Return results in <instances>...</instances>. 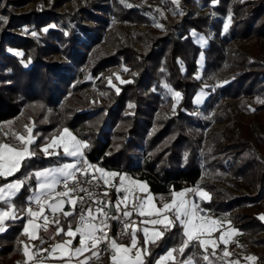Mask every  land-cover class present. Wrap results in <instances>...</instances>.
I'll use <instances>...</instances> for the list:
<instances>
[{
  "label": "trees",
  "instance_id": "obj_1",
  "mask_svg": "<svg viewBox=\"0 0 264 264\" xmlns=\"http://www.w3.org/2000/svg\"><path fill=\"white\" fill-rule=\"evenodd\" d=\"M27 1L0 0V142L26 135L27 126L36 153L8 180H24L34 170L70 159L60 148V155L47 158L40 151L67 126L87 145V159L143 180L155 196L189 186L204 188L210 198L199 204L213 215L228 218L227 212L241 206L238 228L264 231V49L257 43L264 37V0H179L181 14L173 21L147 0H127L131 7L120 0L111 5L85 0L81 7L59 12L55 8L67 0H36L33 7L20 9ZM209 7L212 13L203 10ZM155 15L160 27L151 25ZM226 16L231 19L222 31ZM117 22L146 25L144 31H133L139 49ZM41 28L47 31L40 33ZM197 35H203V44ZM230 39H245L249 51L234 54L229 47L224 53ZM54 53L63 59L52 58ZM110 66L124 70V79L114 80V86L107 82ZM205 76L219 84L200 105L206 112L211 109L212 116L200 119L192 98ZM225 96L239 101L243 113L238 119L233 116L238 107L230 108ZM212 121L226 124L222 131L205 130ZM230 177L235 181L227 189L223 181ZM35 184L26 181L12 197L20 218L8 220L0 233V264H16L23 257L20 211ZM240 188L246 193L240 194ZM244 202L252 204L245 207ZM59 220L67 229L66 218ZM183 239L177 224L148 244L151 255L145 264ZM250 245L264 264V236H252ZM174 256L177 261L192 256L197 264H232L239 254L233 249L225 257L221 251L190 247L183 256Z\"/></svg>",
  "mask_w": 264,
  "mask_h": 264
},
{
  "label": "snow or ice",
  "instance_id": "obj_2",
  "mask_svg": "<svg viewBox=\"0 0 264 264\" xmlns=\"http://www.w3.org/2000/svg\"><path fill=\"white\" fill-rule=\"evenodd\" d=\"M174 4H179V0H171ZM120 3L125 7H131L132 5L127 3V0H120ZM2 19V18H0ZM231 17H229L230 22ZM160 27V25H157ZM225 31L228 28V24L224 25ZM47 31V29H44ZM35 35V33H33ZM22 55L21 53H16ZM127 71V69H125ZM119 79V77H117ZM199 79V77H197ZM124 83H131V81H123ZM168 87V85H165ZM119 89L117 88V92ZM173 95L176 98L180 97L179 92H174ZM199 103V98H197ZM175 110V106H173ZM27 137L25 135L13 134L14 138L19 142V147L12 146L7 143H0V179L8 181L9 177H14L16 173L20 172L25 164V161L30 160L35 156V151L31 149V146L35 144V140L32 137V128L26 126ZM63 148V155L68 157H83L81 151L82 148L87 147L86 144L76 140L74 136L64 129L62 135L51 138L46 141L40 148V151L44 156H58L60 153L56 151L57 148ZM92 168L93 171L89 172L88 169ZM99 173V175H95ZM83 177V179H81ZM119 187L113 183L117 180ZM129 178L120 175L116 172H106L104 169L95 167L89 164L86 160L80 159L74 163H64L55 168H45L29 173L25 176L24 180L16 179L8 181L0 185V232L5 230V220H14L20 218L17 215V210L12 204V197L15 196L24 186L28 180H35L36 185L33 190V194L28 198V203H35L37 209L32 207L27 208V216L29 217L27 225L24 227V234L31 235L35 238L37 225L36 220L43 219V229L47 231V225L49 221L47 219L46 209L50 211L53 216L60 211L65 218L73 217L75 219V212L77 206H79L80 214L79 219L76 220V228L73 230L71 223H69L66 235L69 237H75L77 234L80 236V246L72 249L73 254H81L89 248L87 242L90 241V247L96 249L101 244H106V247L112 251L111 261L112 264H145V260L151 255L148 247L138 249L135 253V257H129L131 248H136L138 245L137 233H143L144 245L155 244L161 240L165 234L171 231L179 224L182 229V235L185 239L182 240L181 245L177 248L169 249L164 255H161L155 260V264H194L193 257L190 256L186 260L177 261L174 253H178L183 256L185 250L190 247L199 246L206 251L209 244L215 243L211 239H202L201 236L207 232H211L214 227L219 225V221L208 219L205 222L204 217L198 216L199 206L194 201L186 199V193L192 191L186 189L177 195H174L171 203H167L163 208H158L153 204V197L147 196H133V192L138 189L144 191L146 184H126ZM102 185L107 188L114 189L118 194L116 201L113 203L110 201L109 192L106 190L102 193H94L89 188L84 187L85 184H91L94 187H100ZM58 187H62V191H57ZM84 193L85 195H79ZM75 194V195H73ZM196 194L201 199L210 198L209 194L201 189L196 190ZM57 197L66 199H57ZM103 197V199L101 198ZM131 197V198H130ZM70 204L73 208L72 212L63 211V206ZM11 208V211H5L4 208ZM142 217L139 222L133 220V215ZM264 220V216L260 217ZM118 220L122 223L123 231L122 235H129L131 239V248L123 246L117 243L115 238H109L104 229L109 227L108 220ZM52 223L56 225L60 224L59 218L54 219ZM137 223L141 225L137 227ZM230 223V222H229ZM147 225H151L149 228ZM161 226L156 228L155 226ZM32 232H29V229ZM129 229L131 231L129 232ZM235 231V230H233ZM64 232L62 227L58 228L57 235ZM220 240L224 241L225 236L221 235ZM43 243V240L41 241ZM71 244L72 241H68ZM64 246L61 244L54 245L53 252L56 249H62ZM95 254V253H94ZM25 256H29L27 248L24 252ZM195 255V254H193ZM225 257L229 255L227 251L223 253ZM205 261L209 260L208 255H204ZM249 261H255L257 257H247ZM87 264V261L82 262ZM232 264H238V262H232Z\"/></svg>",
  "mask_w": 264,
  "mask_h": 264
},
{
  "label": "rangeland",
  "instance_id": "obj_3",
  "mask_svg": "<svg viewBox=\"0 0 264 264\" xmlns=\"http://www.w3.org/2000/svg\"><path fill=\"white\" fill-rule=\"evenodd\" d=\"M147 1H150L151 3H155L159 6H161L162 11H163V16H165L167 19H169L171 21L175 20L181 14L180 9L182 6L179 4L177 5V4L172 3L171 0H169L170 1L169 3H167L166 0H147ZM85 3H86L85 0H67L63 4H61L60 6H57L55 8V11L59 12V11H65V10H73L75 7H81ZM105 3L108 5H111L112 1L111 0H105ZM35 4H36V0H28L20 9L26 10V9L33 7ZM203 10L209 11L210 13L213 12V8H211V7L203 8ZM108 18H109L108 28H110L111 27L110 26L111 15L108 14ZM117 23L119 25H121L122 28L128 32L130 39L134 41V46L137 49H139V41L135 38L133 31L134 30L144 31L146 29V25L143 23H134V22H127L124 24H120L119 22H117ZM226 23L227 24L229 23V19L227 16L224 18V21L221 25L222 31L225 30L224 25ZM151 25H153V26L160 25V21H159V18L157 15H155ZM11 30L16 31L18 29H11ZM43 32H44V29L41 28L40 33H43ZM197 38L201 42V44H203V42H202L203 41V35H197ZM101 43L104 44V42L102 40H101ZM257 43L259 45L262 44L263 45L262 47L264 49V37L263 36H261L260 38L257 39ZM104 46H106V45L104 44ZM229 47L231 48V50L234 54H241L242 52L249 51V45L245 39H242L241 42H238L235 39H230L229 46L224 47L223 52L227 53L229 51ZM106 48H107V46H106ZM9 50H11L13 52H19L18 50L14 49V48H10ZM52 58H54L56 60L63 59V57H61L57 53L52 54ZM202 60H203V56H201V59L199 58L200 66L202 64ZM199 74H200V72H197L196 75L199 76ZM106 75H107V82L114 86L115 85L114 80L121 81L124 79V70L118 66H110L106 70ZM222 75L224 76L225 72H223ZM117 77H119V79H117ZM85 79H93L94 80V77L92 78L90 75H86ZM200 82H201L202 86L198 87L194 91L193 98H192L194 106H195V113H196L197 117H199L200 119H209L212 116L213 111L210 109L208 112H206L204 107H201L200 105L203 104L205 99L208 97L209 92L214 91L216 86L219 84V81L212 80L210 76H205L201 79ZM94 87L95 86L91 87L89 90H92ZM174 92H177V91H171V94L174 98H176L173 95ZM70 95H71V93H68L67 97H70ZM197 98H199V103H197ZM223 101L228 103L230 108L238 107L237 113L233 115L235 120L238 119L239 116L243 113V109L240 107L239 101L234 99V98L227 97V96H225L223 98ZM250 117H252V114H250ZM225 124H226V121H212L209 125L206 126L205 130H211L214 132L222 131L223 128L225 127ZM72 136H74L76 138V140H78L74 134ZM78 141L82 142L80 139ZM2 142L7 143V144L12 145V146L19 147V144H16L15 140L12 142H10V141H2ZM60 151L63 153L62 147L60 148ZM74 162H76V160L67 159L66 161L59 164V166L64 164V163H74ZM224 165L227 166L228 162L225 161ZM56 167H58V166H56ZM45 168H55V167L53 165H50V166H45V167L39 168L37 170H42ZM98 168L104 169L106 172H116V173H119L120 175L126 176L125 171L110 170V169L104 168L102 166H98ZM16 179L17 178L11 179L8 181H12V180H16ZM8 181H4L0 185L7 183ZM234 181H235V178L230 177V179L223 181V185L227 189H231L230 184ZM125 183L128 184V182H125ZM116 186L119 187V183ZM34 188H35V186H34ZM34 188L30 189L31 192H33ZM240 189H241L240 194L246 193L245 188H240ZM251 194H254V192H252ZM251 204L252 203H250V202H244L242 204V206L249 207V206H251ZM263 209H264V207H263ZM240 210H241V206H237V207H234L230 212L226 213V216L230 220L232 226L230 228L225 229L222 232H220V236L224 235L225 236L224 241L229 240V241H231V243H234L235 245H232V244H230V242L229 243L227 242L226 244H230V245H228L227 248H224L222 253L227 251L230 254L234 249L239 254V256L236 258V261H238L240 264H260V258L258 256V254L256 251H254V249L251 247L250 244H251V237L252 236H255V235L264 236V231H260L258 233H255V232H251V231H243L242 229L238 228V226L236 225L237 224L236 223L237 222L236 213H238ZM49 217H51V216H49L47 214V218H49ZM27 223H28V219H25L24 223H23V228L21 231V233L23 235V239L21 241L23 243V250L24 251H23V257L20 260H22L23 262H26V264H82L83 260L81 259V257L84 254L88 253L89 248L86 249L81 254H73L72 253V249L80 246V236L78 237V241H77L76 245L73 247H72V243L71 244L67 243L70 240L72 241L73 237L67 236L66 233L60 238V240L58 242L41 243V241L38 239L37 229H36V233H35V238H33L31 235L24 234L23 230H24V227L27 225ZM35 223L38 227V220H36ZM59 227H61V226L57 225V228H59ZM67 230L68 229H66V232H67ZM233 230H235V231H233ZM29 232L30 233L32 232L31 228L29 229ZM56 244H61L64 247L62 249H56L53 252L54 245H56ZM26 248H27V251L29 253V256L24 255ZM249 256H255V257H257V259L255 261H249L247 259V257H249ZM83 259H86V257H83ZM100 264H103V262H101ZM109 264H112V262Z\"/></svg>",
  "mask_w": 264,
  "mask_h": 264
},
{
  "label": "crops",
  "instance_id": "obj_4",
  "mask_svg": "<svg viewBox=\"0 0 264 264\" xmlns=\"http://www.w3.org/2000/svg\"><path fill=\"white\" fill-rule=\"evenodd\" d=\"M64 129H67L72 135L74 134L77 139L79 140L78 136L73 132V130L67 126L63 127L60 132L53 136L52 138L54 137H58L60 135L63 134L64 132ZM17 135H20V134H17ZM28 133L25 135L27 137ZM34 139L35 137L32 136ZM0 143H3V142H0ZM15 143L16 144H19V142L17 140H15ZM43 146V145H42ZM41 146V147H42ZM81 151L83 152V148L81 149ZM70 159H73V160H76L78 157H69ZM54 167L56 166H59L58 165H53ZM36 171V170H35ZM126 177H128L129 179L125 182H128V184H138V183H144L146 184L143 180H140V179H133L132 177L128 176L126 174ZM114 184H118V179L113 181ZM186 189H190L192 191H188L186 193V199H188L189 201H194L198 206H199V209H202L204 211H199L198 210V216L199 217H204L205 218V222H207L208 219H213V220H217L219 221V225L217 227H214L212 229V231L209 233L207 231H205V233L201 236L202 239H211L212 241H214L215 243L213 244H209L206 248V251H223L224 248H227L228 245L231 244V241L227 240V241H221L220 240V232H222L223 230L225 229H228L232 226L230 220L226 217H222V216H216V215H213L207 208L201 206L199 204V201L202 200V201H208L209 198H206V199H201L199 197V195L196 194V190L197 189H201L203 190L204 192L208 193L209 194V197H210V193L205 190L204 188H196V187H193V186H189V187H186V188H181V189H178V190H175L173 192H171L170 194L166 195V194H158V195H154L153 192H151L149 190V187L148 185L146 184V189L144 191H139L138 189H136L134 192H133V196L135 195H139L141 197L143 196H147V195H151L153 197V204L158 207V208H163V206L167 203H171L174 195H177L179 194L180 192L186 190ZM33 194V192H31L30 196ZM123 193H119L118 195H122ZM29 196V197H30ZM131 198V197H130ZM16 209V208H15ZM5 211H11L12 209L11 208H7L5 207L4 208ZM137 222H139V220L142 219V217H139L137 216ZM8 220L6 219L5 222H4V228L5 230L7 229L8 227V224H7ZM230 222V223H229ZM137 227H140L141 225H139V223H137L136 225ZM149 228H151L152 226L151 225H147ZM156 228H161V226L157 225L155 226ZM68 229V227H67ZM4 230V231H5ZM182 231V229H181ZM1 233V232H0ZM66 233V229L64 230L63 232V235ZM137 238H138V245L136 248H131V242L128 243V244H120V245H123V246H128L131 248L130 252H129V257L131 258H134L135 257V253L138 249H142L144 248L145 246L148 247V245H144V241H143V233L142 232H138L137 233ZM185 239V237H184ZM74 240V241H73ZM78 241V236H75L73 239H72V247L76 245ZM229 243L230 244H226V243ZM22 247H23V243H22ZM199 250H201L203 253H205L206 251L204 249H201L199 246H196ZM169 249H172V247H167L165 248L164 250L158 252L157 254L154 255L153 259H152V264H155V260L158 259L161 255H164L166 253L167 250ZM95 253V254H94ZM112 256V255H110ZM110 256H106V255H101L100 253H97V252H91L90 250L88 251L87 254H84L81 259L83 260V262L87 261L88 263L87 264H100L101 262H103V264H109L111 263V257ZM83 257H86V259H83ZM186 260V259H185ZM193 261H194V264H196L194 258H193ZM21 263H24L26 264V262H23L22 260H18L16 262V264H21Z\"/></svg>",
  "mask_w": 264,
  "mask_h": 264
},
{
  "label": "built area",
  "instance_id": "obj_5",
  "mask_svg": "<svg viewBox=\"0 0 264 264\" xmlns=\"http://www.w3.org/2000/svg\"><path fill=\"white\" fill-rule=\"evenodd\" d=\"M83 153V152H82ZM80 159H83V160H86L89 164L95 166V167H98L99 164L96 162V161H92V160H89L85 157V155L83 154V157H78L76 159V162ZM89 172H92L93 169L92 168H89L88 169ZM95 175H99V173H95ZM129 176V174H127ZM81 179H83V177H81ZM84 187H87L90 189V191L94 192V193H102L104 191H108L109 192V198L111 202H115L116 199H117V196H118V193L112 189V188H105L103 185H102V182H101V186L100 187H94L93 185L91 184H85ZM62 187H58L57 188V191H62ZM75 195V194H73ZM79 195H85L84 193H80ZM103 199V197H101ZM57 199H66V198H61V197H57ZM85 199H87V196L85 195ZM28 207H32L34 210L37 209V205L33 202L31 204L26 203V205L23 207V209L20 211V215L25 219H29V217L27 216V208ZM63 211H67V212H72L73 211V208L70 204H66L63 206ZM46 213L51 216L48 219L49 221V224L47 225V231H45L43 229V227H41L43 225V219H40L38 220V227H37V235H38V239L40 241L43 240V243H55V242H58L60 240V234L57 235V231H58V228H57V225L55 223H52V221H54V219L56 218H60V217H63V214L58 211L55 216H53V214L48 211L46 209ZM79 214H80V210H79V206H77L76 208V212H75V219L71 222L70 219L73 218V217H67L66 218V223H67V226H69V223H71L72 225V228L73 230L76 228V220L79 219ZM137 215H133L132 219L133 220H136L137 221ZM108 224L110 225L109 227L105 228L103 231L104 233L109 237V238H115L117 243L118 244H128L131 242V239H130V236L129 235H122V231H123V226H122V223L118 220H108ZM60 225V224H59ZM61 226V225H60ZM131 231V229H129V232ZM76 236L79 237V234H77ZM42 243V242H41ZM89 244V250L91 252H97V253H100L101 255H106V256H110L112 254V251L106 247V244H101L99 245L96 249H92L90 247V241L87 242ZM23 264V263H21Z\"/></svg>",
  "mask_w": 264,
  "mask_h": 264
}]
</instances>
